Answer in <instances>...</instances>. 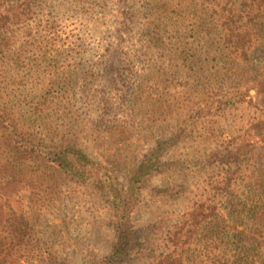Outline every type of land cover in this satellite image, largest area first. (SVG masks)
<instances>
[{
    "label": "rangeland",
    "instance_id": "rangeland-1",
    "mask_svg": "<svg viewBox=\"0 0 264 264\" xmlns=\"http://www.w3.org/2000/svg\"><path fill=\"white\" fill-rule=\"evenodd\" d=\"M28 1L0 64V264H150L175 252L228 264L248 233L264 240L249 161L234 155L264 129V104L201 40L205 0ZM214 193L231 196L232 219L220 227L211 213L175 248V222ZM125 204L133 239L114 258Z\"/></svg>",
    "mask_w": 264,
    "mask_h": 264
},
{
    "label": "trees",
    "instance_id": "trees-1",
    "mask_svg": "<svg viewBox=\"0 0 264 264\" xmlns=\"http://www.w3.org/2000/svg\"><path fill=\"white\" fill-rule=\"evenodd\" d=\"M30 4L28 0H0V64L6 62L8 54L16 45L17 40L13 34L14 25L17 23L15 20L28 12ZM193 17H196V12ZM198 19L197 31L200 33L204 44L210 45L209 47L214 44L220 45V49L217 48L220 50V55L227 56L224 62L229 66L226 67L225 74L234 77L238 73L245 74L247 83H252L255 88L256 100L264 104V0H205ZM45 24L47 25L44 27L49 30L51 27L48 24L54 25L53 22L49 23L48 21ZM198 38L200 37L197 36V40ZM183 59L186 60L187 58L184 57ZM234 89L236 95H241L239 88ZM254 136L257 139L247 144L248 153H243L245 145H239L235 148L234 155L239 162L242 161L239 158L247 157L248 167L251 169L249 174V178H251L250 187L254 190L253 201L258 208L264 210V129L262 126L258 134H254ZM32 147L29 146L26 153L35 152ZM75 153L76 159H74L77 162L86 157L83 152L76 151ZM35 154L39 157L38 153L35 152ZM153 156L155 158V154ZM56 157L59 163L65 162L67 164L70 162L63 152L57 153ZM148 163L151 164L152 162ZM230 182V177H227L222 184H230ZM219 189L221 197H224L227 193L226 187L221 186ZM215 197H218L217 193H214L212 198L206 201L196 202L198 206L188 211L187 218L181 226H179L181 220L175 222L172 227L173 231L168 237L170 244L179 248L185 243H189L194 234L207 222L208 217H211V213L217 219L220 227L232 219L231 208L233 203H231V196L227 195L223 201H216ZM122 209L123 214L117 224L118 234L113 252L114 258L123 256L133 239L129 205L125 204ZM205 211L206 214H204ZM262 217H264V213L260 212V215L255 216L254 219L261 220ZM255 225L259 226L258 222H255ZM224 232L225 230H220L219 233L224 234ZM253 236V232L248 233L242 242L240 238L241 244L234 248L231 254L232 262L228 264H264V240H262V236L258 235L254 238ZM223 241L224 244L229 243L227 239ZM28 244L41 250V244L34 241L32 237ZM239 247L238 251L237 248ZM252 252L254 253L252 254ZM49 257L54 264H63L55 261L56 256L50 255ZM184 262L185 258L180 253L175 252L172 255H165L160 260L152 261L150 264H184Z\"/></svg>",
    "mask_w": 264,
    "mask_h": 264
}]
</instances>
